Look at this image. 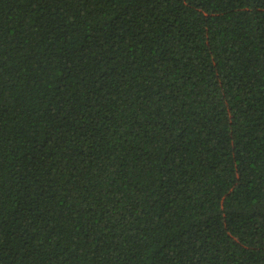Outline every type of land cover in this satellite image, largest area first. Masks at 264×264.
Listing matches in <instances>:
<instances>
[{
	"label": "trees",
	"instance_id": "trees-1",
	"mask_svg": "<svg viewBox=\"0 0 264 264\" xmlns=\"http://www.w3.org/2000/svg\"><path fill=\"white\" fill-rule=\"evenodd\" d=\"M0 264H264V0H0Z\"/></svg>",
	"mask_w": 264,
	"mask_h": 264
}]
</instances>
